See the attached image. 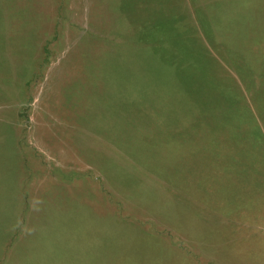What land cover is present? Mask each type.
I'll return each instance as SVG.
<instances>
[{
	"label": "rangeland",
	"instance_id": "rangeland-1",
	"mask_svg": "<svg viewBox=\"0 0 264 264\" xmlns=\"http://www.w3.org/2000/svg\"><path fill=\"white\" fill-rule=\"evenodd\" d=\"M0 264H264V0H0Z\"/></svg>",
	"mask_w": 264,
	"mask_h": 264
},
{
	"label": "trees",
	"instance_id": "trees-1",
	"mask_svg": "<svg viewBox=\"0 0 264 264\" xmlns=\"http://www.w3.org/2000/svg\"><path fill=\"white\" fill-rule=\"evenodd\" d=\"M176 54V53H175ZM195 107H196V104L193 102V109H195Z\"/></svg>",
	"mask_w": 264,
	"mask_h": 264
}]
</instances>
